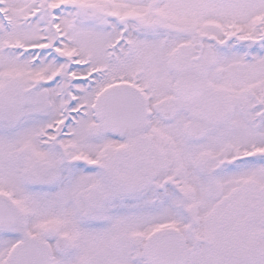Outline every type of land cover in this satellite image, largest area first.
Instances as JSON below:
<instances>
[{
  "label": "snow or ice",
  "instance_id": "snow-or-ice-1",
  "mask_svg": "<svg viewBox=\"0 0 264 264\" xmlns=\"http://www.w3.org/2000/svg\"><path fill=\"white\" fill-rule=\"evenodd\" d=\"M0 264H264V0H0Z\"/></svg>",
  "mask_w": 264,
  "mask_h": 264
}]
</instances>
